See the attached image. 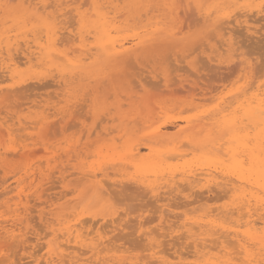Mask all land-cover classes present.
<instances>
[{
	"label": "rangeland",
	"instance_id": "374dc122",
	"mask_svg": "<svg viewBox=\"0 0 264 264\" xmlns=\"http://www.w3.org/2000/svg\"><path fill=\"white\" fill-rule=\"evenodd\" d=\"M167 1L168 2H166V0H65L61 6L63 7L62 10H58V6H55L56 4L53 3L54 0H47L46 3H50L51 5L47 4L44 7L40 3H37V0H32L31 3H28V1H24V3L20 0H0V261L6 262V264L264 263V223L261 222L264 216V204L260 205V208L258 207L259 209L256 208L259 214L252 213V215H248L244 210V216H239L238 213H240L239 210L241 209L238 210L236 207V210L234 208V206H237L235 204L238 202V199L236 200L235 192L231 190L225 193L222 188H217L215 190L216 187L211 185V189L214 187L211 191H207L205 188L198 189V187H195L193 188L194 190L192 189L193 194L189 187L190 191L184 188L185 184H182L179 185L181 187H178V190L174 191L168 188L161 189L160 194H158V196L156 195V197L159 199L160 195V199H164V201H162L160 199L156 200L155 195H152L146 188L143 189V187L138 188L135 185H131L132 190L134 188L133 192L130 187L126 192H122L123 194L104 195L93 201L84 200L79 196L76 198V195L88 184L86 178H83L82 173H80L83 172L81 169L96 172L103 164V168L108 166L107 163H110V157H112L114 153L116 156L124 152V149L121 148L122 143L127 139H131L133 134L148 133L155 126L159 117L194 118L202 114L205 115L206 112L208 113V111L213 110L217 104V98L211 97L208 99L210 101L205 100L194 108L186 109L184 104L188 95L185 92H179L174 96L163 95L159 91L160 88L159 90H155V88L158 89L156 86H159V83H161L159 82L158 84H153L155 85L154 88L148 85L145 87V90H138V93L145 101L144 103L129 106L128 102L123 101L122 108L119 109L120 102L118 96H116L117 91L121 92L120 95L123 96L122 92L127 89V83L131 77H136L139 73H144V75H147L146 73H163L164 76L167 75L171 81L174 82L177 81L178 78L186 76L188 80L194 81L198 76L200 79H198L199 86L201 83H208L210 86H215V89L209 88V90L204 93L206 95H203L201 89H196L194 92H196L197 98L210 97L216 93L217 96L223 94V96L226 95L227 97L237 93L245 83L248 85L247 87L250 86V90L248 91L253 90L252 88L256 87V85L261 82V89L264 88V59H262L264 58V0ZM133 3H136V8L132 5ZM11 5H15V7H10ZM252 14H254V17L251 16ZM99 15L100 17L105 16L106 25L107 27L109 26L108 29L111 31L109 32V36H114L113 38L116 41L126 42V44L130 45L132 40H137V37H140V39H142V37H148L150 36L149 34L152 33L150 30L154 28L151 26L152 24H154V26L163 27L165 30L176 32V39L172 41L156 42L144 50L137 51L128 58L123 60L116 59L113 56L102 53L97 46L99 34L96 23L98 20L103 21L100 19ZM108 22L113 24L112 27H110L111 25ZM155 22H157V25ZM214 22L215 24L213 25ZM218 24H221L222 28L221 26L219 27ZM46 26H51L58 32L59 37H57L59 39L56 41L54 47L52 44L50 45L47 40ZM113 27H115V29ZM137 29L138 31H135ZM233 30H236V32ZM211 31L213 32L209 33ZM240 32H242L243 35ZM116 33L122 34L116 36ZM238 35L241 38H239ZM234 37H236V39ZM248 41L250 43L253 41L252 44L254 43V47L257 48L252 47V44V46L247 45L249 43ZM257 41H259V43ZM255 43H258L257 46ZM202 44L207 46H202ZM36 45H40V52L37 51L38 48H36ZM217 45L221 47L217 49ZM236 45L239 46L237 50ZM240 45L243 46L240 47ZM27 46L30 47V50L36 52L31 56L30 60L23 57V53L26 52L25 48ZM197 46L199 47L197 48ZM251 60L253 62H251ZM125 61L130 65L127 66ZM242 65L244 67H242ZM245 65L247 67H245ZM253 66L259 67L260 70L255 67V73L253 71ZM241 70H243V72ZM61 73H88V75L80 83H75L76 85H74L72 89H69L70 102L68 106L69 111L71 110V116L68 119V123L63 125V122H61V125H52V123H56L63 119V113H59L58 111L62 103L58 102L60 94H57L60 93V90L56 84V81L61 77ZM119 73H125L129 77L127 80L121 79ZM239 73L241 78L238 77ZM242 73L251 74L247 77L246 74L243 75ZM239 78L241 81H239ZM160 79L161 78H159V80ZM243 79H245L244 82ZM251 81L253 82L251 83ZM29 82L31 84H28ZM250 84H252V86ZM98 88H100V92ZM93 90H95V92H93ZM228 90L232 91L229 92ZM89 93L90 96H88ZM110 93L111 96L109 95V97H107ZM27 95L30 97H27ZM83 96L86 101H82ZM8 98L10 99L7 101ZM72 104L73 106L71 107L70 105ZM82 104L84 107H82ZM158 105L162 108L163 112H159L155 115L154 109H156ZM68 106L66 108H68ZM202 107H204V109ZM200 108L201 110H199ZM74 111L77 113L79 112L78 115H80L78 116ZM121 111L125 113L121 115ZM72 112L75 114H72ZM108 112L113 113V119L108 118L107 120L106 117ZM104 113L106 114L104 115ZM120 115L124 117V119L127 118L128 121L130 120L129 125L126 126L128 128L134 127L133 129L135 130L133 134L131 132L127 134L126 129H123L124 124L118 119ZM80 116L81 118H85L81 119ZM132 118H136L135 123L131 122ZM32 120L35 121L31 123ZM69 120H73L72 123L76 121V125L70 123ZM25 121L27 123H25ZM43 121H47L48 125L43 126ZM177 121L179 124H183L184 122L183 120ZM48 126H50V129ZM15 128L17 130H15ZM18 128H22V130ZM177 128L178 126L175 125L174 127V125H171L165 127L164 130L170 135H174ZM48 129L49 131H47ZM130 134L132 135L130 136ZM18 135L20 140L16 138ZM119 136L121 138H119ZM88 141L89 143H87ZM79 143L85 144L80 145ZM72 146L73 148H71ZM75 146H81V150H79L80 148H77L79 151L74 149L76 148ZM82 146L84 147L82 148ZM173 146V144L169 143L167 146L163 147V149L167 150ZM186 146L185 144L182 146L180 145L179 149L188 150V146ZM66 149H70L73 155H70L71 153L69 152L66 157L63 156L65 154L64 150ZM80 152L83 153V155ZM188 153L189 154L178 159L169 158L168 163H173L170 166L176 170L187 168L186 165L188 163H190L191 167L196 168L198 165L196 166L193 161L194 155L191 154L189 150ZM58 154L62 155L61 159L64 160L55 159ZM227 157L228 156L225 155L221 158L223 159L220 160L221 162L215 161L212 164L210 163L211 165L209 161H203L202 166L204 168L215 166L218 169V165L221 166L220 169H226L227 165L230 169L236 166V164H234L232 160H228ZM106 160L107 162L103 163ZM184 160L185 162L187 160L188 163H184L185 165L178 163H182ZM61 161H65L63 163H69L67 165H71V167L69 166L66 168V178L63 182L56 179L58 175L57 164H62ZM176 161L178 163L177 165L174 164ZM215 163H218V165ZM211 169L209 168L207 170ZM109 171L111 173L110 176H113L112 172L114 171L118 174L123 173L124 177H134L135 175L138 176L140 173V171L132 165L116 166L113 170ZM48 172L50 174L48 177L51 179L49 178L47 180L45 175L48 174ZM124 173L126 175H124ZM88 178L92 177L88 176ZM203 181L202 179L201 183H203ZM216 181L220 182V177H218ZM64 183H67V187H64ZM131 192H135V194ZM141 192L145 193L146 196L144 197ZM161 192H163V194ZM195 192L200 195H196ZM138 193L140 195L136 196ZM148 193H151V195ZM213 193L217 198L213 196ZM141 195L143 196L140 197ZM211 195L212 198H210ZM229 195H232V197ZM145 198L151 201L148 199L145 200ZM165 199H168V201ZM180 201H182L183 204L180 203ZM186 201L191 203H186ZM184 203L187 204V207H184L186 206ZM233 203L235 204L233 205ZM85 204H87L86 206L89 214L86 213L81 216L79 215L80 210L73 214V209H71L72 212L70 211L69 214L67 213V210L72 205L85 206ZM170 204H175L177 208ZM261 206H263V208ZM163 207L168 209V212L164 210ZM210 207L212 208L210 209ZM223 207L225 210L227 207L230 208L226 210V212L232 211L233 214L232 212L227 213L226 216ZM212 209H216V211L213 212ZM219 209L224 213H222L223 215L216 213ZM205 210L209 213L210 210H212L209 215L207 214L208 217L212 215V213L215 214L209 217H212L211 219L214 221V228L220 227L227 231V233L224 234L223 229L217 228L219 231L222 230V233L221 231L216 232L213 228L215 234L211 235V237H215L213 238V240L215 239L214 241L211 237H207L210 235L204 232L199 233L202 231L199 224H204L205 222L203 221L209 219L205 217ZM234 211L236 213H234ZM202 213L204 214L202 215ZM64 214L66 215L64 216ZM216 214L219 216H216ZM234 214H238V216ZM196 216L200 218L197 219ZM220 217H223L224 220ZM162 218L165 219L162 221ZM201 218L203 219L201 220ZM166 219H168V221ZM106 220L108 223L105 222ZM192 220H196L199 223L197 224L198 226L192 223L195 225L194 230L196 232L193 231V229L187 232L188 229H186V226H188ZM116 221L118 222L116 225H118L117 227L119 229L114 227L115 223H117ZM145 221L146 223H144ZM184 221H188V223L186 222V224ZM253 222L256 225V227L254 226L255 229L252 226ZM71 224H75L77 227L82 225L84 228L80 232L68 231L67 226ZM107 224L112 225L109 227L110 225L107 226ZM178 224H180V228L177 226ZM192 226L190 227L192 228ZM89 227H91V230L88 229ZM170 227L172 230L174 229V231L170 232ZM197 227L199 230L196 229ZM97 228L99 230H97ZM204 228L202 227V229ZM100 229L103 231L101 232ZM234 230L237 232H234ZM248 230L252 234H249L250 232ZM260 230L262 231L260 232ZM161 231L162 233H159ZM239 231L242 236L239 235ZM228 232L229 234H233V236L229 235ZM216 233H218V235ZM205 234L206 236H204ZM216 235L219 237L218 241L223 240V243L227 244L225 247L220 241L219 245L216 240ZM249 235L251 236L249 237ZM255 235L257 236L255 237ZM233 237H236L237 240ZM195 238L199 240L197 241ZM202 238L204 240L207 238L209 239L203 241ZM238 238H244V240L248 238L246 240V246L251 243L247 247L249 249L250 247L251 249L255 248L254 252L256 253H258V251L260 252L258 254L253 253L252 250H249L247 247L246 249L243 248V250H245L243 251L242 247L240 248V246H238ZM229 239L231 241L235 240L234 242L237 243L234 244L232 243L233 241L231 242ZM256 243L258 244L256 245ZM259 244H262V246ZM214 245L218 247L216 248ZM229 245H233L235 248ZM232 249L237 250V252L234 253ZM246 251L247 253L250 251L252 254L246 256ZM261 251H263V253ZM257 257L258 260L260 259L259 261ZM241 259L243 260L241 261ZM244 260H247L245 261L246 263L243 262Z\"/></svg>",
	"mask_w": 264,
	"mask_h": 264
},
{
	"label": "bare ground",
	"instance_id": "6f19581e",
	"mask_svg": "<svg viewBox=\"0 0 264 264\" xmlns=\"http://www.w3.org/2000/svg\"><path fill=\"white\" fill-rule=\"evenodd\" d=\"M21 2H24V1H28V3H31L32 0H20ZM47 0H37V3H40L43 7L47 4L51 5L50 3H46ZM65 0H54V4H56L55 6H58V10H62L63 7L62 4L64 3ZM107 1V0H106ZM118 1V0H117ZM164 1V0H163ZM195 2H198V0H194ZM166 2H168L166 0ZM165 2V3H166ZM252 2V1H251ZM25 3V2H24ZM164 3V4H165ZM167 4V3H166ZM197 4V3H196ZM199 4V3H198ZM3 5V4H2ZM1 5V6H2ZM48 5V6H49ZM134 6V8H136V3H133L132 4ZM169 5V4H168ZM231 5V4H230ZM229 5V6H230ZM90 6V5H89ZM191 6V5H190ZM199 6V5H198ZM264 6V5H263ZM112 7V6H111ZM200 7V6H199ZM240 7V6H239ZM39 8V7H38ZM260 8V7H259ZM54 9V8H53ZM68 9V8H67ZM89 9V7H88ZM120 9V8H119ZM209 9V7H208ZM264 9V8H263ZM147 10V9H146ZM149 10V9H148ZM156 10V9H155ZM192 10V9H190ZM107 11V10H106ZM109 11V10H108ZM134 11V10H133ZM212 11V10H211ZM213 12V11H212ZM219 12V11H218ZM236 12V11H235ZM234 12V13H235ZM108 13V12H107ZM132 13V12H131ZM134 13V12H133ZM148 13V12H147ZM173 13V12H172ZM180 13V12H179ZM194 13V12H193ZM220 13V12H219ZM254 13V12H253ZM105 14V13H104ZM211 14V13H210ZM209 14V16H210ZM236 14V13H235ZM237 14H238V11H237ZM236 14V16H237ZM240 14V13H239ZM246 14V13H244ZM63 15V14H62ZM106 15V14H105ZM147 15V14H146ZM173 15V14H172ZM175 15V14H174ZM193 15V14H192ZM233 15V14H232ZM254 14H252L251 16H253ZM117 16V15H116ZM137 16V15H136ZM195 16V15H194ZM97 17V16H96ZM100 17V15H99ZM105 17V16H104ZM103 16L100 17L101 20L103 21H97V26L96 28L98 29V34H99V38L97 39V46L98 48L100 49V51L102 53H105V54H108L110 56H113L115 57L116 59H125V58H128L129 56L131 55H134L137 51L139 50H144L146 49L147 47L151 46L152 44L156 43V42H165L167 40L169 41H172V40H175L176 39V32H172L171 30H165L163 27H159V26H154V24H152L151 26H153L154 28L152 30H150L152 33L149 34L150 36L148 37H145L142 39H140V37H137V40L134 41L132 40L131 41V44H126V42H122V41H116L113 37H110L109 36V31L110 29H108L107 25H106V21L104 19ZM141 17V16H140ZM145 17V15H144ZM149 17V16H148ZM152 17V16H151ZM186 17V16H185ZM229 17V16H228ZM254 17V16H253ZM257 17V16H256ZM135 18H138V17H135ZM142 18V17H141ZM146 18V17H145ZM199 18V17H198ZM197 18V19H198ZM204 18V17H203ZM248 18H249V15H248ZM247 18V19H248ZM140 19V18H139ZM144 19V18H143ZM187 19V18H186ZM193 19V18H192ZM195 19H196V16H195ZM215 19V18H214ZM246 19V18H245ZM255 19V18H254ZM66 20V19H65ZM71 20V19H70ZM108 20V18H107ZM150 20V19H149ZM208 20V19H207ZM221 20V19H220ZM233 20V19H232ZM60 21V20H59ZM73 21V20H72ZM109 21V20H108ZM152 21V20H151ZM226 21V20H225ZM68 22V21H67ZM70 22V21H69ZM74 22V21H73ZM154 22V21H153ZM190 22V21H189ZM196 22V21H195ZM246 22V20H245ZM83 23V22H82ZM109 23V22H108ZM107 23V24H108ZM199 23V22H198ZM222 23V22H221ZM68 24V23H67ZM73 24V23H72ZM110 24V23H109ZM155 24L157 25V22H155ZM215 24V22L213 23V25ZM226 24V23H225ZM69 25V24H68ZM112 27L113 24H110ZM147 25V24H146ZM212 25V24H210ZM223 25V24H222ZM218 26L220 27L221 24ZM226 26V25H225ZM235 26V25H234ZM47 27V40L49 41V44L54 47L55 46V43L56 41L59 39L58 37V32L55 28L51 27V26H46ZM177 27V26H176ZM180 27V26H179ZM191 27V26H190ZM216 27V26H215ZM227 27V26H226ZM73 28V27H72ZM115 29V27H113ZM147 28V27H146ZM217 28V27H216ZM222 28V26H221ZM220 28V29H221ZM46 29V28H45ZM112 29V28H111ZM149 29V28H148ZM219 29V30H220ZM235 29V27H234ZM257 29V28H256ZM259 29V28H258ZM140 30V29H139ZM142 30V29H141ZM177 30V29H176ZM200 30V29H199ZM212 30V29H210ZM230 30V29H229ZM135 31H138L135 30ZM144 31V30H143ZM234 32H236V30H233ZM63 32V31H62ZM180 32V31H179ZM202 32V31H201ZM213 31L209 32V33H212ZM225 32V31H224ZM75 33V32H74ZM115 33V32H114ZM178 33V32H177ZM239 33V32H237ZM242 34V32H240ZM119 34V33H118ZM116 33V36L118 35ZM122 34V33H120ZM119 34V35H120ZM135 34V33H133ZM194 34V33H193ZM192 34V35H193ZM225 34V33H224ZM223 34V35H224ZM239 34V35H241ZM118 35V36H119ZM238 35V37H239ZM243 35V34H242ZM58 36V37H57ZM67 36V35H66ZM146 36V34H145ZM188 36V35H187ZM186 36V37H187ZM194 36V35H193ZM212 36V35H210ZM209 36V37H210ZM230 36H233V35H230ZM248 36V35H247ZM63 37V36H62ZM75 37V35H74ZM80 37V36H79ZM89 37V36H88ZM126 37V36H125ZM224 37V36H222ZM237 37V36H236ZM236 37H234L236 39ZM250 37V36H249ZM27 38V37H26ZM211 38V37H210ZM213 38V37H212ZM241 38V37H239ZM258 38V37H256ZM74 39V38H73ZM190 39V38H189ZM245 39V38H244ZM247 39H250V38H247ZM246 39V40H247ZM259 39V38H258ZM122 40V39H121ZM181 40V39H180ZM234 40V39H233ZM252 40V38H251ZM66 41V40H65ZM240 41V40H239ZM260 41H261V38H260ZM20 42V41H19ZM176 42V41H175ZM178 42V41H177ZM190 42V41H189ZM242 42V41H240ZM249 42V41H248ZM253 42V41H252ZM252 42L247 45L249 46H252ZM259 43V41H257ZM44 43V42H43ZM188 43V42H187ZM193 43V42H192ZM201 43V42H200ZM199 43V44H200ZM216 43V42H215ZM233 43V42H232ZM239 43V42H238ZM243 43V42H242ZM257 43V44H258ZM15 44V43H14ZM17 44V43H16ZM176 44V43H175ZM252 44V45H251ZM257 44L255 43V45L257 46ZM23 45V44H22ZM31 46V45H30ZM202 46H207V45H203ZM236 50L237 48L239 47L238 45H236ZM243 46V45H242ZM240 45V47H242ZM19 47V46H18ZM199 46H197L198 48ZM221 46L217 45V49L220 48ZM254 47V45L252 46ZM20 48V47H19ZM18 48V49H19ZM36 48H38V52H40V45H36ZM196 48V47H195ZM254 48H257V47H254ZM264 48V46H263ZM22 49V48H21ZM206 49V48H204ZM223 49V48H221ZM26 52L23 53V57L27 60H30L31 56L34 55L36 52H33L32 50H30V47L27 46L25 48ZM185 50V49H184ZM194 50V49H193ZM198 50V49H196ZM207 50V49H206ZM215 50V49H214ZM224 50V49H223ZM12 51V50H11ZM18 51V50H17ZM192 51V50H191ZM195 51V50H194ZM246 51V50H245ZM259 51V50H258ZM257 51V52H258ZM236 52V51H235ZM14 53V52H12ZM17 53V52H16ZM169 53V52H167ZM233 53V52H232ZM259 53V52H258ZM264 53V52H263ZM262 53V54H263ZM182 54V53H181ZM256 54V53H255ZM91 55V54H90ZM235 55V53H234ZM20 56V55H19ZM183 56V55H181ZM185 56V55H184ZM210 56V55H209ZM250 56V55H249ZM260 56V55H259ZM13 57V56H12ZM15 57V56H14ZM211 57V56H210ZM209 57V58H210ZM204 58V57H203ZM20 59V58H19ZM260 59V58H259ZM264 59V58H262ZM10 60H13V59H10ZM256 61V60H255ZM262 61V60H260ZM16 62H17V59H16ZM21 62V61H20ZM251 62H253L251 60ZM126 63V61H125ZM236 63V62H235ZM239 63V62H237ZM241 63V62H240ZM258 63V62H257ZM261 63V62H260ZM19 64H22V63H19ZM127 64V63H126ZM130 65V64H127V66ZM132 65V64H131ZM234 65H237V64H234ZM253 65V64H252ZM262 65V64H260ZM259 65V66H260ZM242 67H244L242 65ZM245 67H247L245 65ZM254 67V66H253ZM256 69L260 70L259 67L257 68V66H255ZM255 67L253 68V71L255 72ZM134 68V67H133ZM261 68V67H260ZM141 69V68H140ZM235 69V68H234ZM263 69V68H262ZM238 70V69H237ZM144 71V70H142ZM243 72V70H241ZM247 71V70H246ZM153 72V71H152ZM249 72V71H247ZM253 72V74H254ZM252 73V72H251ZM246 74V73H242L243 75L246 74L247 77L250 76V74ZM256 73V72H255ZM147 75H144V73H139L138 76L136 77H131L127 83V89L125 91L122 92V95L124 96H121L120 93L121 92H118L117 91V94L116 96H118V100L120 102L119 104V109L122 108V102L125 101V102H128L129 106H132L134 104H141V103H144V99L143 97H141V95L138 93V90L142 89V90H145V87L146 86H152V88L155 87V85L153 84H158L159 82V86H156L158 89L155 88V90H159L160 88V93L163 94V95H166V96H174L176 95L177 93L179 92H185L188 97H186L185 99V104H184V107L186 109H190V108H194L196 107L199 103L203 102V101H210L208 100L209 98H217V104L215 106V108L211 111H208V113L206 112L205 115H202L201 116H196L194 118H185V119H182V118H174V117H170V116H163V117H159L158 120H157V123L155 124V126L151 129V131H149L148 133L144 132V133H138V134H133L134 133V130L133 129L134 127H127L126 125H129V121L127 118L124 119V117H122L121 115L124 114L125 112L121 111V115L120 117H118V119L121 121L123 125V129L125 128L126 129V132L127 134L129 132H131L132 134H130V136L132 135V138L131 139H127L125 141H123L122 143V147L124 149V152L121 153V154H117L115 156V153L113 154L112 157H110L109 159L111 160L110 163H107L108 166H106L105 168H103L102 165L98 171L94 172V171H89L87 169H81L83 172H80L82 173V177L86 178L88 184L85 185V187H83V189L80 191L79 194L76 195V198L79 196V197H82L84 200H91L93 201L94 199H99L101 197H103L104 195H114V194H117V195H120L122 192H126L127 189H129L131 187V185H135L136 187H143L146 188L149 192L152 193V195H156L158 196V194H160V190L161 189H164V188H168L172 191L174 190H178V187H181L179 185H182V184H185L184 188H187L189 190H192L193 188H197L198 189H203L205 188L207 191H211L214 187L215 190L217 188H222V190L226 193L227 191L231 190L233 192H235L234 194L236 195V200L238 201L236 204L233 203V205H237V206H234V208L239 210L240 215H243V211L245 210V212L248 213V215H252V213H258L259 211H257L259 208H260V205H263L264 204V88L261 89L262 85L258 84L256 85V87H253L252 88L253 90L251 91H248L250 90V86L247 87L248 85L245 83L241 89L237 92V93H234V94H231L229 96L226 97L222 95H220L219 93V96H217V93L210 96V97H199L197 98V94L196 92H194L196 89H201V91L203 92V95H206L204 93H206L209 88H212V89H215V86H210L208 83L204 84V83H201V85L199 86L198 85V79L199 77L197 76L195 79L196 80H188L187 79V76L186 77H182L183 78H178L177 81H174L172 82L171 79L165 75L163 73H146ZM263 74V73H262ZM261 74V75H262ZM88 75V73H61V77L60 79H58L56 81V84L60 90V93H58L57 95H59L58 97V102L59 103H62V105L58 108V111L59 113H63V119L60 120V121H57L56 123H52V125H61V122H63V125L64 124H67L68 123V119L70 118L71 116V110L69 111V106H68V103L70 102V93H69V89H72V87L74 85H76L75 83H80L82 80H84L86 78V76ZM130 75V74H129ZM202 75V74H201ZM260 75V73H259ZM258 75V76H259ZM5 76V75H4ZM131 76V75H130ZM160 76V77H159ZM162 76V77H161ZM240 73H239V76L240 77ZM256 76V75H254ZM119 77L121 79H124V80H127V78L129 76H127V74L125 73H119ZM202 77V76H201ZM246 77V78H247ZM260 77V76H259ZM159 78H161L159 80ZM241 78V77H240ZM239 78V81H241V79ZM245 78V76H244ZM173 79V78H172ZM104 80V79H103ZM200 80V79H199ZM245 79H243V82H244ZM248 80V79H246ZM91 81V80H90ZM206 81V80H205ZM258 81V80H257ZM242 82V83H243ZM248 82V81H246ZM253 81H251L252 83ZM28 84H31L30 82ZM151 84V85H150ZM257 84V83H255ZM252 86V84H250ZM20 86V85H19ZM23 86V85H22ZM16 87V86H15ZM13 87V88H15ZM99 87V86H97ZM116 87V86H115ZM114 87V88H115ZM239 87V85H238ZM236 87V88H238ZM264 87V86H263ZM16 88H19V87H16ZM151 88V87H150ZM235 88V89H236ZM116 89V88H115ZM8 90V89H7ZM15 90V89H14ZM52 90V89H51ZM89 90V89H88ZM154 90V89H153ZM98 91L100 92V88H98ZM229 91V90H228ZM232 90H230L229 92H231ZM93 92H95V90H93ZM227 92V93H229ZM37 93V92H36ZM86 93V92H84ZM223 93V92H222ZM226 93V94H227ZM16 94V93H15ZM26 94V93H25ZM34 94V93H33ZM30 95V94H29ZM86 95V94H85ZM84 95V96H85ZM109 95L111 96V93L108 94L107 97H109ZM49 96V95H48ZM52 96V95H51ZM50 96V97H51ZM82 98V101H86V99ZM88 96H90V93L88 94ZM27 97H30L27 95ZM32 97V96H31ZM49 97V99H50ZM184 97V96H183ZM19 98V97H18ZM53 98V97H51ZM122 98V99H121ZM179 98V97H178ZM10 98L7 99V101L9 100ZM54 100V99H52ZM212 100V99H211ZM55 101H56V98H55ZM106 101V100H105ZM57 102V101H56ZM51 103V102H50ZM73 103V102H72ZM171 103V102H170ZM27 104V103H25ZM78 104V103H77ZM215 104V103H214ZM212 104V105H214ZM124 105V103H123ZM211 105V106H212ZM42 106V105H41ZM68 106V108H66ZM71 107L73 106L70 105ZM79 106V105H78ZM176 106V105H174ZM210 106V105H209ZM17 107V106H16ZM82 107L83 104H82ZM173 107V106H172ZM171 107V108H172ZM206 107V106H205ZM50 108V106H49ZM76 108V107H75ZM126 108V107H125ZM204 109V107H202ZM210 108V107H209ZM45 109V108H44ZM71 109V108H70ZM90 109V108H89ZM1 110V109H0ZM75 110V109H74ZM150 110V109H149ZM201 110V108L199 109ZM73 111V109H72ZM88 111V110H87ZM105 111V110H104ZM153 111V110H152ZM205 111V110H204ZM75 112V111H74ZM117 112V111H115ZM159 112H163L162 111V108H160V106L158 105V107L156 109H154V113L155 115L158 114ZM184 112V111H183ZM48 113V112H47ZM77 113V112H75ZM72 112V114H75ZM79 113V112H78ZM77 113V115H78ZM103 113V112H102ZM51 114V113H50ZM106 113H104L105 115ZM49 115V114H48ZM76 115V116H77ZM80 115V114H79ZM78 115V116H79ZM84 115V114H83ZM112 115L113 113L112 112H108L107 113V120L108 118L111 119L112 118ZM13 116V115H12ZM51 116V115H50ZM7 117V116H6ZM9 118V117H8ZM81 118V116H80ZM85 118V117H84ZM84 118H81V119H84ZM105 118V117H104ZM74 119V118H73ZM113 119V118H112ZM136 118H132V123H135ZM139 119H142V118H139ZM88 120V119H87ZM99 120V119H98ZM177 120H183V124H179L177 123L178 121ZM33 121L35 120H32L31 123H33ZM37 121V120H36ZM56 121V120H55ZM70 121V120H69ZM73 121V120H72ZM72 121H70V123H72ZM76 121H77V118H76ZM76 121H74L73 123L75 124ZM4 122V121H3ZM15 122V121H14ZM25 123H27L25 121ZM72 123V124H73ZM140 123V122H139ZM16 124V123H15ZM36 124V123H35ZM73 124V125H74ZM78 124V122H77ZM152 124V123H150ZM43 126H47L48 125V122L47 121H43ZM49 125H50V122H49ZM76 125V124H75ZM171 125H175L178 126L177 130L175 131L174 135H170L168 132H166V130H164L165 127L167 126H171ZM51 126V125H50ZM50 126H48V128L50 129ZM7 127V126H6ZM30 127V126H29ZM67 127V125H66ZM71 127V126H70ZM74 127H77V126H74ZM107 127V126H106ZM34 128V127H33ZM85 128V126H84ZM13 129V128H12ZM18 129H21L22 128H18ZM29 129V128H28ZM49 129L47 131H49ZM58 129V128H57ZM82 129V127H81ZM15 130H17L15 128ZM85 130V129H83ZM82 130V131H83ZM114 131V130H112ZM119 131V130H118ZM19 132V131H18ZM21 132V131H20ZM23 132V131H22ZM109 132V131H108ZM110 132H111V129H110ZM4 133V132H2ZM1 133V134H2ZM12 133V132H11ZM82 133V132H81ZM102 133V132H101ZM116 133V132H115ZM10 134V133H9ZM12 135V134H10ZM14 135V134H13ZM17 135V134H15ZM24 135V134H23ZM81 136V135H80ZM26 137V136H25ZM16 138H19V135L18 137ZM15 138V139H16ZM108 138V137H107ZM119 138H121L119 136ZM14 139V137H13ZM104 139V138H103ZM109 139V138H108ZM116 139V138H115ZM20 140V138H19ZM116 141V140H115ZM12 142V141H11ZM19 142V141H18ZM86 142V140H85ZM91 142V140H90ZM119 142V141H117ZM116 142V143H117ZM72 143V142H71ZM89 143V141L87 142ZM173 144L174 146L172 148H169L167 150L163 149V147L167 146L168 144ZM183 143V144H182ZM78 144V143H77ZM76 144V145H77ZM80 145H83L81 143H79ZM187 145L188 146V150L191 154L194 155L193 157V161L195 162V165L197 166L196 168H193L191 167L190 163H188L186 166L187 168H182L181 170H176L175 168L173 169L172 166H170L171 164L173 163H168V159L169 158H181L183 157L184 155H187L189 154L188 153V150H181L179 149V146L181 145ZM15 145V144H14ZM70 145V144H69ZM68 145V146H69ZM118 145V144H117ZM116 145V146H117ZM26 146V145H25ZM86 146V145H85ZM90 146V145H89ZM186 146V147H187ZM76 147V146H75ZM84 146H82L83 148ZM73 148V146L71 147ZM70 148V149H71ZM79 149L81 150V146L79 147H76L74 149ZM86 148V147H85ZM84 148V149H85ZM70 149H66L64 150L65 154L63 156H67L70 152ZM77 149V150H78ZM88 149V148H87ZM68 150V151H67ZM72 150V149H71ZM75 150V151H77ZM78 150V151H79ZM113 151V150H112ZM120 151V150H119ZM71 154L70 155H73L72 152H70ZM81 153V152H80ZM61 154V153H59ZM57 155V158L55 159H59V160H64V159H61V156L62 155ZM83 155V153H81ZM87 154V153H86ZM75 155V154H74ZM81 155V156H82ZM228 156L227 159L230 161L232 160V162L234 164H236V166H233V168H228V165L226 167V169H220V165H218V163H215L218 165L219 169L217 167H207V168H204L202 165H203V161H209V164L217 161V162H221L220 160H223L221 158H223V156ZM78 156V155H77ZM87 156V155H86ZM74 157V156H73ZM105 157V156H104ZM106 158V157H105ZM103 158V159H105ZM195 159V160H194ZM69 160V159H68ZM108 160V159H107ZM107 160L103 163H106ZM226 160V159H225ZM73 161V160H72ZM75 161V160H74ZM65 161H61L62 164H57V167H58V170H57V177L56 179L58 180H61V182H63L65 180V173L67 172L66 171V168L67 167H71V165H67L69 163H63ZM109 162V161H108ZM185 160L184 162H178L180 164H184L186 163ZM177 161L176 163L174 164H178ZM202 163V164H201ZM231 163V162H230ZM191 164H194V163H191ZM208 164V163H207ZM210 164V165H211ZM220 164V163H219ZM232 164V163H231ZM232 164V165H234ZM125 166V165H132V166H135L139 171L140 173L138 174V176H132V177H124L123 176V173H116V172H112V175L113 176H110V171L109 170H113L114 167L116 166ZM185 165V164H184ZM194 165V166H195ZM223 165V164H222ZM226 165V164H225ZM86 166V165H85ZM73 167V166H72ZM178 167V166H177ZM97 168V167H96ZM211 169V170H207V169ZM71 169V168H70ZM206 169V170H205ZM71 171V170H69ZM50 172V171H49ZM46 174L45 177L46 179L48 180L50 177H48L50 174ZM216 172V173H214ZM77 173V172H76ZM79 173V172H78ZM136 173V171H135ZM68 174V173H67ZM70 174V173H69ZM72 174H73V171H72ZM119 176H118V175ZM124 175H126L124 173ZM130 175V174H129ZM132 175V174H131ZM207 175V176H206ZM88 176L92 177V178H88ZM220 177V182L219 181H216V179ZM51 179V178H50ZM202 179L204 180L203 183L202 182ZM53 180V179H52ZM51 181V180H50ZM211 185L214 187H212L211 189ZM182 186V187H183ZM64 187H67V183H64ZM189 187V188H188ZM71 189V188H70ZM72 190V189H71ZM131 190H132V187H131ZM134 190V188H133ZM132 190V192H133ZM182 190V189H180ZM187 190V192H188ZM189 190V191H190ZM194 190V189H193ZM193 190H192V193H193ZM205 190V191H206ZM221 190V189H220ZM221 190V191H222ZM146 191V192H148ZM201 191V190H200ZM222 191V193H223ZM129 192V190H128ZM131 192V193H132ZM139 192V190H138ZM168 192V191H167ZM167 192H166V195H167ZM202 192V191H201ZM214 192V191H213ZM143 193V192H141ZM151 193H148L151 195ZM163 194V192H161ZM165 193V192H164ZM171 193V192H170ZM185 193V191H184ZM191 193V194H192ZM199 193V191H198ZM197 193V194H198ZM221 193V194H222ZM229 193V192H228ZM123 194V193H122ZM130 194V193H129ZM132 194H135L132 193ZM137 194V193H136ZM169 194V192H168ZM175 194V193H173ZM194 194V193H193ZM196 194V192H195ZM196 194V195H197ZM204 194V193H202ZM218 194V193H217ZM125 195V194H124ZM127 196H129L128 194H126ZM140 194L138 193V195L136 196H139ZM144 197L146 196L145 193H143ZM143 195H141L140 197H142ZM178 195V194H177ZM200 195V194H198ZM219 195V194H218ZM233 195V193H232ZM232 195H229L232 197ZM126 196V197H127ZM195 196V195H194ZM204 196V195H203ZM207 196V195H206ZM213 196L215 197L216 195L213 193ZM227 196V195H226ZM149 197V195H148ZM154 197V199H155ZM166 197V196H165ZM202 197V196H201ZM200 197V198H201ZM213 197V198H214ZM219 197V196H218ZM221 197V196H220ZM234 197V195H233ZM234 197V198H235ZM135 198V196H134ZM164 198V197H163ZM168 198V197H166ZM176 198V197H175ZM194 198V197H193ZM203 198V197H202ZM209 198V197H208ZM212 198V195L211 197ZM217 198V197H215ZM214 198V199H215ZM137 199V198H136ZM148 199V198H145V200ZM159 199H160V195H159ZM157 197H156V200H159ZM169 199V198H168ZM168 199H165L168 201ZM149 200V199H148ZM162 201H164V199H160ZM173 200V199H172ZM171 200V201H172ZM217 200V199H215ZM229 200V199H228ZM233 200V199H232ZM235 200V201H236ZM138 201V200H137ZM151 201V200H149ZM170 201V203H171ZM205 201V200H204ZM126 202V201H125ZM147 202V201H146ZM152 202H153V198H152ZM184 202V201H183ZM188 201H186L187 203ZM208 202V201H207ZM214 202V201H213ZM174 203V202H173ZM178 203V201H177ZM180 203H182V201H180ZM189 203V202H188ZM191 203V202H190ZM189 203V204H190ZM195 203V202H194ZM193 203V204H194ZM202 203V202H201ZM228 203V202H227ZM126 204V203H125ZM147 204V203H146ZM161 204V203H160ZM159 204V205H160ZM183 204V203H182ZM185 204V203H184ZM222 204V203H221ZM224 204V203H223ZM226 204V203H225ZM77 205V204H76ZM87 204H85V206H75V205H72L71 207H69V209L67 210V213L69 214V212L71 211V209H73V214L74 212H77L80 210V214L79 215H84L86 213L89 214V211L87 210ZM152 205V204H151ZM158 205V206H159ZM167 205V204H166ZM169 205V204H168ZM171 205V204H170ZM173 205V204H172ZM171 205V206H172ZM186 206L184 207H187V204H185ZM197 205V204H196ZM231 205V204H230ZM143 206V205H142ZM174 207H176V205L174 204L173 205ZM229 206V205H228ZM194 207V206H193ZM198 207V206H197ZM214 207V206H213ZM217 207V206H216ZM219 207V206H218ZM233 207V206H232ZM259 207V208H258ZM263 208V206H261ZM160 208V207H159ZM158 208V209H159ZM164 208V207H163ZM177 208V207H176ZM175 208V209H176ZM182 208V207H181ZM196 208V207H195ZM212 207H210L211 209ZM220 208V207H219ZM226 208V207H225ZM256 208H258L256 210ZM261 208V209H262ZM155 209V208H154ZM157 209V208H156ZM217 209V208H216ZM213 210L214 211H216ZM224 209V207H223ZM221 209V210H223ZM230 208L227 207L226 210H228ZM236 209V210H237ZM150 210V209H149ZM164 210H168V209H165ZM172 210V209H170ZM185 210V209H184ZM212 210H210V213L212 212ZM225 210V209H224ZM223 210V211H224ZM226 210L224 212H226ZM232 210V209H231ZM254 210V211H253ZM163 211V210H162ZM206 211V210H205ZM218 211V210H217ZM72 212V211H71ZM168 212V211H167ZM208 212V211H206ZM205 212V217H208V215L210 214L209 212L206 213ZM232 211H227L225 213V215L227 216V213H231ZM66 213V214H67ZM189 213V212H188ZM218 214H221L223 215L224 213L222 211H219L216 212ZM223 213V214H222ZM234 213H236L234 211ZM64 214V216L66 215ZM76 214V213H75ZM169 214V213H168ZM167 214V215H168ZM175 214V213H174ZM190 214V213H189ZM204 213H202L203 215ZM208 214V215H207ZM233 214V212H232ZM238 214H234V215H237ZM259 214V213H258ZM166 215V214H165ZM195 215V214H194ZM200 215V214H199ZM215 214L212 213V215L210 216H213ZM220 215V216H221ZM233 215V216H234ZM103 216V215H102ZM180 216V215H178ZM192 216V215H191ZM190 216V217H191ZM201 216V215H200ZM209 216V217H210ZM216 216H219L216 214ZM244 216V215H243ZM105 217V216H104ZM119 217V215H118ZM169 217V216H168ZM195 217V216H194ZM193 217V219H194ZM208 217V218H209ZM215 217V216H214ZM229 217V216H228ZM251 217V216H250ZM72 218V217H71ZM113 218V217H112ZM179 218V217H178ZM188 218V217H187ZM197 218V216H196ZM200 217L198 216L197 219H199ZM212 218V217H211ZM209 218L207 219L206 221L204 220L203 222H205L204 224L202 223H198V221L196 220H192L190 221L191 223L190 224H199V227L201 228L202 231H200L199 233H206L210 236H207V237H211V235L215 234L213 228H214V221ZM218 218V217H217ZM216 218V219H217ZM220 218H223V217H220ZM219 218V219H220ZM226 218V217H225ZM234 218V217H233ZM232 218V219H233ZM241 218V217H240ZM249 218V217H248ZM100 219V218H99ZM116 219V218H115ZM118 219V218H117ZM163 219L165 218H162V221ZM203 218H201L202 220ZM214 219V218H213ZM215 219V221H216ZM244 219V217H243ZM79 220V219H78ZM110 220V219H109ZM108 220V221H109ZM120 220V219H119ZM117 220V221H119ZM143 220V219H142ZM168 221V219H166ZM176 220V219H175ZM224 220V218H223ZM249 220V219H247ZM111 221V220H110ZM116 221V222H117ZM135 221V220H134ZM226 221V220H225ZM246 221V220H245ZM74 222V221H73ZM77 222V221H76ZM90 222V221H89ZM107 222V220L105 221ZM161 222V221H160ZM172 222V221H171ZM188 223V221H186ZM184 221V223H186ZM217 222V221H216ZM223 222V221H222ZM227 222V221H226ZM256 222V221H255ZM261 222L264 223V216L262 217L261 219ZM84 223V222H83ZM108 223V222H107ZM127 223V222H126ZM125 223V224H126ZM141 223V222H140ZM139 223V224H140ZM146 223V221L144 222ZM143 223V224H144ZM148 223V222H147ZM164 223V222H163ZM162 223V224H163ZM186 223V224H187ZM225 223V222H224ZM249 223V222H248ZM70 224V223H69ZM95 224V222H94ZM100 224V223H99ZM105 224V223H103ZM118 224L115 223V225ZM142 224V223H141ZM171 224V223H169ZM177 224V223H176ZM188 224V226H186V229L187 232L188 231H191V229H193V231H195V225H190ZM222 225H224L223 223H221ZM228 224V223H226ZM77 225V223H76ZM75 224H71V225H68L67 226V230L68 231H82L83 230V226L82 225H78L79 227H77ZM92 225V224H91ZM106 225V224H105ZM110 224H107V226H109ZM112 225V224H111ZM111 225L109 227H111ZM114 227H117L118 225H116ZM121 225V224H120ZM136 225V224H135ZM160 225V224H159ZM174 225V223H173ZM180 224H178L177 226L180 228L179 226ZM182 225V224H181ZM184 225V224H183ZM192 226V228L190 226ZM220 225V223H219ZM248 225V224H247ZM100 226V225H99ZM122 226V225H121ZM170 226V225H169ZM185 226V225H184ZM198 226V225H197ZM226 226V225H225ZM237 226V225H236ZM250 226V225H249ZM252 226L254 228V226L256 227L255 223L253 222L252 223ZM264 226V225H263ZM88 227V226H87ZM101 227V226H100ZM99 227V228H100ZM104 227V226H102ZM124 227V226H123ZM126 227V226H125ZM139 227V225H138ZM148 227V226H147ZM167 227V226H166ZM165 227V228H166ZM189 227V228H188ZM202 227L204 229H202ZM227 227V226H226ZM239 227V226H238ZM93 228V227H92ZM105 228V227H104ZM103 228V229H104ZM171 228V227H170ZM217 228H220V227H217ZM217 228L215 227L214 229L217 231ZM262 228V227H261ZM259 228V229H261ZM89 230H91V227L88 228ZM102 229V228H101ZM100 229V231H101ZM115 229V228H114ZM116 229H119L118 227ZM154 229V228H153ZM151 229V230H153ZM168 229V227H167ZM182 229V228H181ZM185 229V230H186ZM197 230L198 227L196 228ZM220 229H223V228H220ZM255 229V228H254ZM258 229V228H257ZM88 230V231H89ZM94 230V229H93ZM97 230H99L97 228ZM165 230V229H163ZM180 230V229H179ZM224 230V229H223ZM226 230V229H225ZM224 230V234L227 233V231ZM263 230V229H262ZM260 230V232L262 231ZM87 231V230H86ZM103 231V230H102ZM101 231V232H102ZM110 231H113V230H110ZM108 231V232H110ZM117 231V230H116ZM169 231H174V229L172 230L169 229ZM222 233L223 231L220 230ZM219 231V232H220ZM232 231V230H231ZM230 231V232H231ZM249 231V230H248ZM106 232V231H105ZM150 232V231H149ZM166 232V231H165ZM183 232V231H182ZM196 232V231H195ZM218 232V233H219ZM234 232H237L234 230ZM250 232V231H249ZM247 232V233H249ZM85 233V232H84ZM104 233V232H103ZM119 233V232H118ZM155 233V232H154ZM157 233V232H156ZM159 233H162L159 232ZM191 233V232H189ZM218 233H216L218 235ZM246 233V231H245ZM142 234V233H140ZM180 234V233H178ZM206 234L204 236H206ZM229 234V232H228ZM227 234V236H228ZM236 234V233H235ZM249 234H252L251 232ZM114 235V234H113ZM186 235V234H185ZM184 235V236H185ZM216 235V236H217ZM229 235H232L233 234H229ZM237 235V234H236ZM239 235L240 234V231H239ZM155 236H158V235H155ZM173 236V235H172ZM178 236V235H177ZM181 236L183 237L182 233H181ZM191 236V234H190ZM197 236V235H196ZM242 236V235H241ZM240 236V237H241ZM244 236V235H243ZM251 235H249L250 237ZM257 235H255L256 237ZM140 237V235H139ZM239 237V238H240ZM191 238V237H190ZM206 238V237H205ZM212 238V237H211ZM215 238V237H213ZM212 238V240H213ZM218 236L216 238V240L218 241ZM223 238V237H222ZM227 238V237H226ZM225 238V239H226ZM233 238H236V237H233ZM238 238V242H239V245L240 248L242 247V250L243 248L246 249V247L250 244H248L246 246V240H244V238L242 239H239ZM252 238V237H251ZM254 238V237H253ZM258 238L260 239L259 235H258ZM142 239V238H141ZM140 239V240H141ZM144 239V238H143ZM170 239V238H169ZM197 239V238H195ZM194 239V240H195ZM203 239V238H202ZM209 239V238H207ZM205 239V240H207ZM228 239V238H227ZM226 239V240H227ZM257 239V238H256ZM255 239V240H256ZM106 240V239H105ZM104 240V242H105ZM145 240V239H144ZM199 239H197L198 241ZM203 239V241H205ZM211 240V241H212ZM215 240V239H214ZM213 240V241H214ZM230 240V239H229ZM237 240V238H236ZM243 240V241H242ZM143 241V240H141ZM161 241V240H160ZM159 241V242H160ZM196 241V240H195ZM196 241V242H197ZM212 241V242H213ZM215 241V242H217ZM221 242V244H224L223 240H219ZM218 241V243H219ZM231 241V240H230ZM233 241V240H232ZM231 241V242H232ZM235 241V240H234ZM232 242L234 244H236L235 242ZM250 241V240H248ZM260 241V240H259ZM255 242V241H254ZM261 242V241H260ZM200 243V242H199ZM198 243V244H199ZM211 243V242H210ZM263 243V242H262ZM161 244V243H160ZM214 244V243H213ZM258 243H256L257 245ZM264 244V243H263ZM157 245V244H156ZM206 245V244H205ZM217 245V244H216ZM220 245V243H219ZM225 245H227L226 243L224 244V247ZM262 246V244H259ZM203 246V245H202ZM209 246V245H208ZM215 246V245H214ZM223 246V245H222ZM229 246H233V245H229ZM207 247V246H206ZM216 247V246H215ZM218 247V246H217ZM216 247V248H217ZM228 248V247H227ZM232 248H235L234 246ZM248 248V247H247ZM261 248V247H260ZM263 248H264V245H263ZM228 249H231V248H228ZM249 249V248H248ZM251 249V247H250ZM249 249V250H250ZM255 249V248H254ZM254 249L252 248V252L253 253H256L254 252ZM222 250V249H221ZM261 250V249H260ZM160 251V250H159ZM220 251V250H219ZM232 251L234 253L237 252V250H233ZM240 251V250H239ZM238 251V252H239ZM245 251V250H243ZM241 251V252H243ZM264 251V249H263ZM263 251H261L263 253ZM232 252V253H233ZM260 251H258L259 253ZM228 253V252H227ZM240 253V252H239ZM247 253V251L245 252ZM256 253V254H258ZM261 253V254H262ZM242 254V253H241ZM249 254H252L250 253H247V255ZM255 254V255H256ZM244 255V254H243ZM254 255V254H253ZM260 255V254H259ZM263 255V254H262ZM224 256V255H222ZM250 256V255H249ZM209 257V256H207ZM255 257V256H254ZM236 258V257H235ZM238 258V256H237ZM247 258V257H245ZM253 258V256H252ZM140 259V258H139ZM216 259V258H215ZM239 259V258H238ZM256 259V258H255ZM217 260V259H216ZM235 260V259H234ZM243 259H241L242 261ZM251 260V259H250ZM248 260V261H250ZM253 260V259H252ZM257 260H258V257H257ZM260 260V259H259ZM258 260V261H259ZM264 260V259H263ZM212 261V260H211ZM218 261V260H217ZM231 261V260H230ZM240 261V262H241ZM247 260H244L243 262H245ZM255 261V260H254ZM142 262V261H140ZM204 262V261H203ZM207 262V261H206ZM205 262V263H206ZM215 262V260H214ZM167 263V262H166ZM229 263V262H228ZM234 263V262H233ZM246 263V262H245ZM251 263V262H250ZM249 263V264H250ZM136 264V263H135ZM147 264V263H146ZM204 264V263H203ZM213 264V263H212ZM216 264V263H215ZM219 264V263H218ZM230 264V263H229ZM260 264V263H259ZM264 264V263H263Z\"/></svg>",
	"mask_w": 264,
	"mask_h": 264
},
{
	"label": "snow or ice",
	"instance_id": "6c2138e0",
	"mask_svg": "<svg viewBox=\"0 0 264 264\" xmlns=\"http://www.w3.org/2000/svg\"><path fill=\"white\" fill-rule=\"evenodd\" d=\"M10 7H15V5H11ZM0 264H6V262L0 261Z\"/></svg>",
	"mask_w": 264,
	"mask_h": 264
}]
</instances>
